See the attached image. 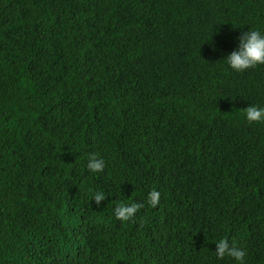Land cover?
Returning <instances> with one entry per match:
<instances>
[{
	"label": "trees",
	"instance_id": "1",
	"mask_svg": "<svg viewBox=\"0 0 264 264\" xmlns=\"http://www.w3.org/2000/svg\"><path fill=\"white\" fill-rule=\"evenodd\" d=\"M249 28L264 0H0V264H264V66L224 60Z\"/></svg>",
	"mask_w": 264,
	"mask_h": 264
},
{
	"label": "clouds",
	"instance_id": "2",
	"mask_svg": "<svg viewBox=\"0 0 264 264\" xmlns=\"http://www.w3.org/2000/svg\"><path fill=\"white\" fill-rule=\"evenodd\" d=\"M229 69L236 73H243L258 66H264V30L249 28L241 32L238 45L225 59ZM246 120L249 123H264V107L253 105L246 109ZM106 167L105 160L97 155H90L87 168L92 173H100ZM106 196L102 192L94 195L97 205L104 201ZM160 193L153 190L150 193L148 203L155 207L159 203ZM144 207L141 203L122 204L115 209V217L118 220L128 221ZM248 252L245 248L237 245L236 241L230 242L227 238L220 239L216 243L215 257L223 260L229 257L236 264H247Z\"/></svg>",
	"mask_w": 264,
	"mask_h": 264
}]
</instances>
